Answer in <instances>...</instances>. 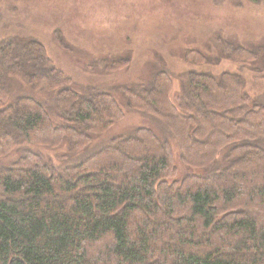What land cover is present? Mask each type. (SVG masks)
Here are the masks:
<instances>
[{
	"label": "trees",
	"instance_id": "1",
	"mask_svg": "<svg viewBox=\"0 0 264 264\" xmlns=\"http://www.w3.org/2000/svg\"><path fill=\"white\" fill-rule=\"evenodd\" d=\"M210 44L219 58L183 59L260 61L248 79L264 82V45ZM91 58L77 65L130 63ZM162 62L143 78L79 81L38 37L0 34V264H264V89L251 93L241 69L173 75ZM121 103L149 124L105 140ZM170 141L194 172L176 178Z\"/></svg>",
	"mask_w": 264,
	"mask_h": 264
},
{
	"label": "rangeland",
	"instance_id": "2",
	"mask_svg": "<svg viewBox=\"0 0 264 264\" xmlns=\"http://www.w3.org/2000/svg\"><path fill=\"white\" fill-rule=\"evenodd\" d=\"M56 29L60 30L64 44L70 47L69 52L55 40ZM1 33L38 37L55 64L79 81L89 77L94 83H111L134 76L147 77L151 70L150 66L148 71L149 62L162 60L173 75L191 69L213 73L241 69L251 93L264 89V82L254 84L248 79L259 75L260 61L252 65L254 70L248 68V63L223 58L203 67L192 66L183 59L184 52L192 49L202 50L213 57L216 51L210 38L219 33L244 47L264 45V1L0 0ZM106 54L110 58L129 55L130 63L123 70L110 74L90 73L77 65L82 60L85 67L93 59L91 57L102 58ZM216 55L219 58L218 53ZM178 84L179 80L174 79L171 96L175 102ZM122 108L124 119L102 136L105 140L147 122L127 111L124 104ZM170 143L176 178L194 172L181 163L175 142Z\"/></svg>",
	"mask_w": 264,
	"mask_h": 264
}]
</instances>
